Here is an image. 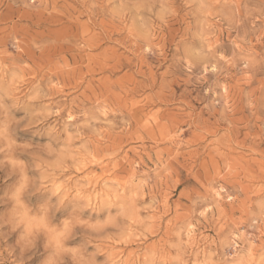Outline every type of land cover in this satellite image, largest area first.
<instances>
[{
    "label": "rangeland",
    "instance_id": "1",
    "mask_svg": "<svg viewBox=\"0 0 264 264\" xmlns=\"http://www.w3.org/2000/svg\"><path fill=\"white\" fill-rule=\"evenodd\" d=\"M30 183L96 264H264V0H0V218Z\"/></svg>",
    "mask_w": 264,
    "mask_h": 264
},
{
    "label": "clouds",
    "instance_id": "2",
    "mask_svg": "<svg viewBox=\"0 0 264 264\" xmlns=\"http://www.w3.org/2000/svg\"><path fill=\"white\" fill-rule=\"evenodd\" d=\"M17 158V157H16ZM18 159V158H17ZM34 161V158L31 157ZM24 165V172L21 173L17 169L18 176L21 178L20 183L23 182L22 178L24 175H29V165L22 159H19ZM34 166V165H33ZM38 184V181H37ZM19 184L17 185V187ZM15 188L13 192H15ZM32 187L31 183L29 184L28 190H26L20 197L17 199H9L10 207L8 208V215L6 217L0 218V229L5 225L9 227L10 230L17 233V244L13 249H9L13 252L15 256L16 250H19L20 256L16 257L17 264H28L29 257L37 250V247L43 238V247L47 253L43 264H96L95 259L88 252L87 248H80L77 246L76 250L68 244L67 241L64 242L62 248H58L53 243L50 242L49 233L47 230H40L37 232L35 229L28 230L24 223L22 222V216L27 211L29 216L34 217H43L45 213L48 214L49 227L56 228L60 230L63 228V224L54 223L55 214L61 210L64 206L61 205L59 208L55 207L57 200L55 197L49 199L46 202L40 204L38 207L34 208L28 203V198L37 194ZM12 196V193H9V197ZM87 211L82 207L78 206L74 212L68 217L72 218V215H79L83 217V213Z\"/></svg>",
    "mask_w": 264,
    "mask_h": 264
}]
</instances>
